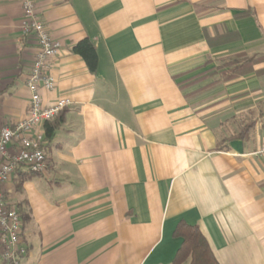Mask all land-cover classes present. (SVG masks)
<instances>
[{"label":"crops","instance_id":"crops-1","mask_svg":"<svg viewBox=\"0 0 264 264\" xmlns=\"http://www.w3.org/2000/svg\"><path fill=\"white\" fill-rule=\"evenodd\" d=\"M33 1L59 44L42 102L71 104L46 171L3 184L29 218L20 264H172L179 221L219 264H264V0ZM21 21L20 0H0V126L28 108ZM84 38L95 73L73 52ZM240 53L263 60L222 80Z\"/></svg>","mask_w":264,"mask_h":264},{"label":"built area","instance_id":"built-area-1","mask_svg":"<svg viewBox=\"0 0 264 264\" xmlns=\"http://www.w3.org/2000/svg\"><path fill=\"white\" fill-rule=\"evenodd\" d=\"M21 31L32 36L37 45L31 68L26 76L29 91L25 117L13 124L0 126V258L3 264H20L27 252L22 241V220L15 203L10 202L3 184L10 181L18 168L30 173H44L47 168L44 126L71 104L68 98L45 105L40 90L52 91L55 82L50 74L59 44L51 37L33 0H20ZM255 154L264 156V145Z\"/></svg>","mask_w":264,"mask_h":264},{"label":"trees","instance_id":"trees-1","mask_svg":"<svg viewBox=\"0 0 264 264\" xmlns=\"http://www.w3.org/2000/svg\"><path fill=\"white\" fill-rule=\"evenodd\" d=\"M251 13L252 12L250 10H247L242 12L240 16H247ZM73 52L83 58L90 72H96L98 57L94 44L88 38H84L78 41L73 46ZM262 60V57H248L243 53L222 58L220 60L222 63L218 68L222 69V71H220V78L226 81L238 77L242 74L244 66H246L247 64H252L254 62H261ZM263 68H261V70H263ZM62 111L59 112L57 116H55L52 120L46 122L44 126L46 140L51 139L54 133L61 128L63 122V118L61 115ZM236 137H241V134L239 133L227 139L230 140ZM224 142L225 141L223 140L217 141L215 149H225L226 146L223 144ZM19 170L21 169L18 168L17 171ZM21 171L22 173L29 175L36 174L30 173L26 170L25 172L24 170ZM24 178L20 179L19 185ZM18 210L21 216L23 229L24 224L28 222L29 218L25 213L22 212V210H20L19 207ZM173 235L181 237L182 242L173 258L172 264H219L215 255L213 254V251L210 248L209 243L207 242L206 238L201 233L197 225H190L184 221H179L176 225Z\"/></svg>","mask_w":264,"mask_h":264}]
</instances>
